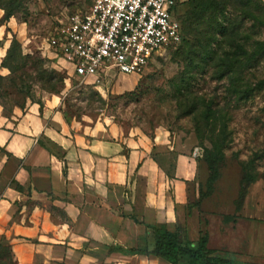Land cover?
<instances>
[{"label":"crops","instance_id":"crops-1","mask_svg":"<svg viewBox=\"0 0 264 264\" xmlns=\"http://www.w3.org/2000/svg\"><path fill=\"white\" fill-rule=\"evenodd\" d=\"M25 32L15 17L0 25V56L9 35L21 41ZM121 76L113 92L137 88L138 75ZM63 99L45 92L8 110L0 104V245L13 264H169L151 254V227L196 243L187 204L199 192L202 155L179 151L164 128L70 118Z\"/></svg>","mask_w":264,"mask_h":264},{"label":"rangeland","instance_id":"rangeland-1","mask_svg":"<svg viewBox=\"0 0 264 264\" xmlns=\"http://www.w3.org/2000/svg\"><path fill=\"white\" fill-rule=\"evenodd\" d=\"M212 1L223 7L224 14H216L222 29H227L224 33L219 31L212 49L217 51L219 44L225 42L224 49L234 53L235 58H246L238 51L239 46L256 53V44L264 41V0ZM24 3L29 9L28 15L20 12L15 17L26 25V32L21 35V41L18 40L22 44L23 58L14 63L20 71L12 73L2 67L15 36L13 33L6 43V54L0 56V104L7 110L29 99L40 101L45 92L53 94L44 89L48 75L41 76L40 65L35 66L46 57L44 39L53 34L58 20L84 8L89 0H24ZM191 5L192 0H184L180 14ZM3 44L1 40L0 47ZM177 49L155 61L145 75L139 76V88L135 92H113V86L114 90L118 89L122 77L115 69L109 72L111 80L73 79L68 82V90L64 82V90L60 93L64 97L63 110L70 118L95 120L102 116L127 130L137 128L148 134L164 128L179 151L199 150L202 157L204 148H211V139L215 141L211 138V129L215 127L218 134L228 124V146L219 180L212 192L202 199L197 187L195 194H189L187 212L194 223L189 237L197 242L201 235L207 234L210 248L217 254H224L222 256L230 264H247L238 258L240 254L252 256L250 264H264V84L256 88L264 81V52L236 73L233 88L227 75L218 76L220 68L198 71L191 82L182 62L173 57ZM50 61L43 69L59 79L60 75L65 78L67 73ZM248 88L256 89L248 99L240 100L237 93L229 92L230 89L242 93ZM212 100L217 106L216 117L205 122V107ZM193 104L197 108L188 115ZM202 164L205 169L199 187L207 192L210 173L207 164L204 161ZM243 165L248 166V173L255 181L246 188L239 209L238 199L245 177Z\"/></svg>","mask_w":264,"mask_h":264},{"label":"trees","instance_id":"trees-1","mask_svg":"<svg viewBox=\"0 0 264 264\" xmlns=\"http://www.w3.org/2000/svg\"><path fill=\"white\" fill-rule=\"evenodd\" d=\"M90 2L91 0H89V3ZM183 2L184 0H179L176 5V14L182 27V40L177 46L171 48L170 51L178 48L173 52V57L177 61L182 62L184 68L187 70V72H185L187 73L186 77L191 82L195 79L196 72L198 71L206 72L210 68L211 70L220 68L218 76L223 78L224 75H227L233 87L236 73L241 72L246 64L256 58V55L264 52V41L256 44V53L250 52L245 46H239L238 51H240L241 55L246 57L245 59L242 57L235 58L234 53L226 51L224 49L225 42L219 44L217 51L213 50L212 47L217 41V34L219 31L223 32L226 29H222L219 15L216 14L217 12L224 14L223 7L217 1L192 0V5L185 10L184 14H180V7ZM0 8L4 11V17L0 21V25L13 17H17L20 12L25 15L29 13V9H27L24 0H0ZM237 55H239V53L235 56ZM20 58H23L22 44L14 36L2 62V67L10 69L12 73L18 72L20 68H17L14 63ZM48 61L50 60L44 57V59L40 60V63H35V66L40 65L39 69L41 76L48 75L44 83V89L53 94H60L64 90V75H60L59 79L54 73L47 72L46 69H43V65ZM262 84H264V81H261L256 88H260ZM138 88L139 85L133 92ZM255 90V88H248L242 93H238L229 89V92L232 95L237 93L241 100L248 99ZM190 107L191 109L188 115L194 113V110L197 108L196 104ZM216 108L217 106L214 100L206 105L204 111L205 122H211L213 118L216 117ZM210 132H212L211 138H215V141L211 139V148H204L202 160L208 166L210 177L208 179L207 192H204L203 189L200 188L201 186L199 187V196L201 199L212 192L215 183L219 180L221 164L224 162L225 149L228 146V124H225L218 134L215 133V127H213ZM242 168L245 177L243 178L244 186L238 199L239 209L246 196V188L255 181L254 176L248 173V166L243 165ZM151 228V254L165 260L169 264H230L227 258L217 254L209 247V237L207 234L201 235L198 241L194 243L191 241H184L178 233L169 231L165 225ZM0 264H13L9 247L0 245Z\"/></svg>","mask_w":264,"mask_h":264},{"label":"built area","instance_id":"built-area-1","mask_svg":"<svg viewBox=\"0 0 264 264\" xmlns=\"http://www.w3.org/2000/svg\"><path fill=\"white\" fill-rule=\"evenodd\" d=\"M179 0H91L44 39L48 59L73 79L145 75L182 40ZM199 150H196V152Z\"/></svg>","mask_w":264,"mask_h":264}]
</instances>
